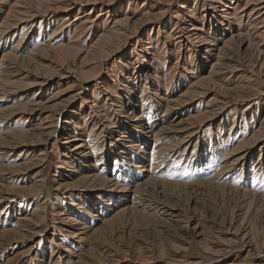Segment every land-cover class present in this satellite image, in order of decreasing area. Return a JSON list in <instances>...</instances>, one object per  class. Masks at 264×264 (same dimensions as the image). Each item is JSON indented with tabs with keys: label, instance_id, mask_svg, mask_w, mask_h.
I'll return each instance as SVG.
<instances>
[{
	"label": "bare ground",
	"instance_id": "bare-ground-1",
	"mask_svg": "<svg viewBox=\"0 0 264 264\" xmlns=\"http://www.w3.org/2000/svg\"><path fill=\"white\" fill-rule=\"evenodd\" d=\"M7 1L0 0V104L10 96H13L14 100L23 97L22 93L27 89L44 88L51 80L52 75L49 76L48 72L52 68L64 69L67 73L73 68L77 78V80L75 79L77 82H75L79 86L75 90L73 88L62 89L45 102L40 100V93L36 91L25 98L26 101L24 99L25 102L21 105L5 108H1L0 105V123L12 119V116L15 115H25V118L33 121L37 112L47 111L48 113L43 117L44 119L38 120V123H34L30 128L27 127L28 129L22 127L24 129L19 130V127L0 134V171L2 172L18 174L22 171L27 172V169L31 167V164L27 163H18L12 166L2 165L3 161L7 160L6 156L2 158L4 149L23 148L36 143L48 146L52 139L58 140V138L65 140V144L68 145L65 148L66 151L72 149L70 152L73 154L72 156L69 152L63 156V163L66 167L72 168L66 160L83 163L82 161L90 158L94 161L93 155L88 151V143L82 138L78 139L81 136L69 134L72 132L73 134L74 132L82 134V129H85L86 134L94 136L98 129L100 131L105 129L111 136L119 133V139L116 140V151H112V155L114 156L116 153V157H119L120 168L122 164L128 166L129 164L146 163L145 168H148L149 171L152 169L154 155L159 156L157 145L164 146L166 143L175 141V144L169 145L170 148L168 146L170 153L174 154L179 153L178 149L182 145L186 150V147L193 145L192 141L195 139L197 148L196 144L199 143V135L206 125L205 123L221 117L223 107L228 108L231 105L237 108L247 101L246 98L251 97L255 100L256 96L262 97L261 104L264 105V53L262 52L264 50V0H201L198 1L199 4L196 0H182L175 8L174 16H168V18H162L165 7L154 6L149 0L139 1L137 9L132 10H130V6L137 0H129L124 3L121 0H16L12 4ZM165 1L168 4L173 2V0ZM40 16L42 17L40 18ZM98 17L99 25L95 28L94 23ZM42 18H49L52 22H56L55 19H58L56 24H46V29L48 25L51 27L49 26V38L45 41H48L49 45L59 42L61 45L33 50L30 49V44L32 40L33 43L36 40L34 34L32 35L33 32L30 31L33 27L29 28V26H34L33 24ZM165 19L167 20L165 21ZM77 23L78 26H76ZM38 27L39 37L43 28L42 23ZM25 28L26 30L29 28V30L22 31ZM28 31H30L29 35L26 34L29 33ZM91 37H93V41ZM134 37L136 38L132 50L122 53L128 39ZM81 39H85L87 44H90L83 51L77 47V43H80ZM247 52L249 54H246ZM43 56L49 57L44 58ZM116 56L118 57L112 61L110 66H107L106 63ZM172 57H175V62L170 68H165V64H168ZM37 60H41V62ZM34 61H37L36 64L30 65ZM102 67L106 71V76L102 75L101 77L100 68ZM141 71L147 73L142 75ZM54 75H56V71ZM63 75L64 73L61 76L63 77ZM226 76H228L227 80L223 82ZM231 76L235 82H238L233 86L228 85L230 86L228 87L225 84L231 80ZM96 79H98V83L81 94L78 89L82 83ZM222 82L225 84L223 85ZM147 85L150 89H148V93H145L147 87L144 86ZM212 92L214 93L212 98H215L219 103L215 104V108L210 111L205 110L201 114H199L200 112L184 114L185 109H192L191 105L194 101ZM65 94L67 95L64 96ZM135 94L137 97H133ZM144 100L150 110L151 107L154 109L149 121H147L148 119L144 120L143 114L139 111L140 108L136 106ZM75 102L78 103L74 106ZM48 103L52 104L48 106ZM126 103L129 112L124 110ZM73 106L69 121L65 120L68 127L65 126L63 130L61 129L62 134L58 137L56 135L60 126L58 119L62 118V115ZM256 113L257 111H255ZM119 116H122V119L113 123ZM254 119L256 120V116ZM259 122L257 129L245 143L236 147L232 152L223 154L224 160H229V162L223 165L215 177H219L223 171L229 170L239 162L250 159L256 146L261 143L259 154L263 152L264 117ZM220 128L224 131V125H221ZM228 134L219 136L215 143H212L215 149L210 151L214 156L221 152L218 150L219 146L225 140L228 141ZM97 136L99 137V134ZM177 139L178 142H176ZM195 147L193 148L196 149ZM160 152L162 153V151ZM161 153L160 155L163 156ZM136 154L139 160L134 164L133 155ZM75 156L77 158H74ZM100 159L102 160V157ZM110 159L112 160V158ZM201 159L200 155L198 160L201 161ZM94 162V167L97 163H101L97 160ZM34 163L32 164L34 165ZM226 164L228 165L226 166ZM85 165L83 167L85 172L79 173L74 169L68 173L71 180L76 176H80V179L74 180L73 184L66 185L64 188L87 183L90 189L104 190L101 191L102 194L113 192L121 197H126L123 193H148L150 186L156 191L160 190L159 193H164L166 186H170L171 189L173 186L180 187L177 184L160 182L158 179L151 178L150 175L144 177L140 184L133 183V188L128 187L129 183L140 175L129 177L131 181L121 187V183L119 184L113 177L115 176V167L109 173L111 177L106 179L99 178V174L107 171L103 168L105 165H102L101 169L97 167L93 174L90 171V165ZM207 166L212 167V162H207ZM131 170L138 173L139 166H131ZM260 176L261 181L264 180V176ZM193 185L183 187L189 189ZM35 188V192H38L39 186L37 185ZM20 190L28 192L24 188ZM11 192V188L1 189L0 202L3 201L4 195ZM95 198L90 196L85 199L92 205L96 201ZM99 198L101 200L103 197L99 196ZM137 201L131 200L129 205L123 204L122 209L116 212L114 221L104 220L97 229L88 230L89 227L82 224H80L81 227H78L79 221L77 222L76 219H71L73 223L70 225L78 227L74 234L80 242L86 241L88 237L102 238L105 233H110L114 226L120 225L125 220L134 219L135 214L141 213L136 206L140 208L146 206ZM80 204L76 203L73 206L77 209ZM16 211L20 212V209ZM33 215L34 213L31 216ZM22 222L24 227L30 231L26 233L28 236L24 235L22 230L14 229L1 232L0 240L24 237L31 241L38 236L34 227L37 224L35 220L24 216ZM261 241L263 242V240ZM3 247L4 245L0 244V251L4 250ZM204 253L215 258L219 256L218 252L210 249H206ZM25 256L27 257L28 254L21 257ZM140 260L142 264L147 263L146 258ZM194 262L172 261L170 264H197Z\"/></svg>",
	"mask_w": 264,
	"mask_h": 264
},
{
	"label": "rangeland",
	"instance_id": "rangeland-1",
	"mask_svg": "<svg viewBox=\"0 0 264 264\" xmlns=\"http://www.w3.org/2000/svg\"><path fill=\"white\" fill-rule=\"evenodd\" d=\"M14 1L16 0H8L7 2L12 4ZM121 1L124 3L129 0ZM139 1L141 0L133 2L130 10L137 9ZM196 1L199 4L201 0ZM149 2L157 7H165L163 8L162 18H168V16H174V10L182 0H173L170 4L165 0H149ZM98 20L99 17L94 23L95 28L99 25ZM55 21L58 22V19H55ZM56 22H52L49 18H42L38 19L33 24L34 26H29V28L33 27L30 31L33 32L32 35L34 34L33 36H35L36 40L35 43L32 40L30 49H46L45 47L50 48L61 45L60 42L49 45V42L45 41L49 38L48 34L51 27L48 25L46 29V24L50 23L53 25ZM41 23L43 28L38 37V26ZM78 25L77 23L76 26ZM25 30L26 28L22 31L27 32ZM30 31L26 34L29 35ZM72 34H74V31H72ZM135 38L128 39L127 44L121 51L122 53L132 50ZM91 40L93 41V37H91ZM77 44V47H80L82 51L86 50L87 46L90 45L87 44L85 39H81L80 43ZM262 52L264 53V50ZM238 54H240V51H238ZM246 54L249 53L247 52ZM246 54L244 53V55ZM118 56L110 59V62H107L106 65L110 66L112 61ZM37 61L41 62V60ZM36 62L34 61L30 65H35ZM174 62L175 57H172L170 62L165 64V68H170ZM56 69L52 68V72H48V75L52 76L44 88L37 87L25 90L22 93L24 98L15 99H19L21 102L15 101L13 96L7 97V100L0 104L1 108L21 105L26 101L25 98H28L30 94L36 91L40 93V100L45 102L54 93L62 89L73 88L75 90L78 88L79 84L76 83L77 78L74 75L75 70L73 68L69 70V73L64 69H57L58 71ZM55 71L56 75H54ZM146 73L141 71L140 74L145 75ZM100 74L101 77L102 75L106 76V71L103 67L100 68ZM227 77L223 82L227 80ZM230 79L226 84L222 82L223 85L233 86V84L235 85L238 82H235L232 76ZM97 80L82 83L81 88L79 87L78 90L81 91V94H84V91L87 92L98 83ZM144 87H147V92L145 93H148L149 86ZM212 94L214 93H209V95L194 101L191 105L192 109H185L183 111L185 112L184 114L186 112L188 114L200 112L199 114H201L205 110L210 111L215 108L218 101L212 98ZM136 95L133 97H137ZM254 98L256 99L246 98L247 101L240 104L242 106L237 108L231 105L228 108H224L220 105L223 107L222 116L216 118L215 121L205 123L206 125L202 128L199 135V143L196 144L198 145L197 148L195 147V139L192 141L194 146L191 144L185 150L182 145L178 149L179 153L174 154L170 153L169 148L173 143L175 144V141L166 143L164 146L157 145L160 157L154 155V161L151 165L152 169L149 171L148 168H145L146 163L139 165L129 164L128 166L122 164L121 169L119 157H116V153L114 156L112 155V151H116V140L119 139V133L111 136L105 129L100 131L98 127L96 136L86 134L85 129H82V134L80 132L69 133L81 136L78 139L82 138L88 143L87 148L93 155L92 159L101 162L97 163L96 167H94L95 162L90 158L82 161L83 163L75 160L72 162L66 160L73 169L66 167L63 163V156L66 152L70 153L72 149L66 151L65 148L68 145L65 144V140H60V138L58 140L52 139L48 146L40 143L37 145L36 143L23 148L4 149L2 158L6 156L7 160L3 161L2 165L12 166L18 163H27L31 164V167L27 169V172L22 171L18 174L0 171V190L12 189V192L6 194V196L4 195L3 201L0 202V233L20 229L22 230L21 232L25 233L24 235L28 236L26 233L30 231L24 227L22 222L24 216H27L37 222L34 227L38 236L31 241L24 237L0 240V244L4 245V250L0 251V264H142L141 258L147 259L145 264H170L172 261H188L189 263L190 261H196L194 263L197 264H264V180L261 181L260 176H264V149L259 154L262 143L256 146L250 159L239 162L229 170L223 171L219 177H215V174L221 170L223 165L229 162V160H224L225 156L223 154L225 152L230 153L236 147L245 143L257 129L259 121L264 117V105L261 104L262 97L256 96ZM24 99L25 101H23ZM134 99L136 100V98ZM77 103H73L74 106ZM51 104L48 103V106ZM74 106L70 107L62 115V118L58 119V125H60L56 133L58 137L61 136L63 128L65 126L68 127L66 121L71 117L70 111H73ZM136 106L140 108L139 111L143 114L144 120L148 119L147 121H149L154 109L151 107L150 110L145 100L141 101L139 105L136 104ZM11 108L13 109V107ZM124 110L129 112L127 103ZM255 111L257 113L259 111V113L255 114ZM253 112L254 114H252ZM47 114V111L37 112L33 121L25 118V115L12 116V119L0 123V134L9 130L13 131L19 127V130L28 129ZM255 116L256 120L254 119ZM121 119L122 116H119L113 123ZM221 125H224V131L221 130ZM98 134L99 137L97 136ZM227 134L229 135L228 141L225 140L219 146L218 150L221 152L214 156L211 152L212 149H215L212 143H215L219 136ZM178 141L177 139L176 142ZM150 145L152 146L153 144ZM164 147H167L168 150ZM72 155L70 153V156ZM200 155L201 161L198 160ZM95 156L96 158H94ZM100 157H102V160ZM74 158L77 157L75 156ZM133 158L134 164L138 163V155H133ZM35 160H38V162H35ZM157 160L159 161L157 162ZM123 162L125 161L123 160ZM207 162H212L213 166L208 167ZM85 164L90 165L92 174L96 172L97 167L101 169L102 165H105L103 168L107 171L99 174V178L106 179L111 177L109 173L115 167V176L113 177L115 181L119 184L121 183V187L131 181L129 177L133 178L136 175L140 176L133 179L134 181H131L128 187L133 188L134 185L132 184L135 182L142 183L144 177H149V175L160 182L177 184L180 187L173 186L171 189L170 186H166L165 192L159 193L160 190L156 191L150 186L148 193H123L126 197H121L113 192L102 194L101 191L104 190L96 191L90 189L87 183H79L76 184V187L64 188L66 185L73 184L74 180L80 179V176H76L71 180V176L68 173H71L74 169L79 173L85 172L83 168L86 166ZM131 166H139V172H133ZM261 166L263 167L261 168ZM37 185L39 186L38 192H35V186L37 187ZM185 185L193 186L186 189L183 187ZM21 188L28 190V192L21 191ZM90 196L96 197V201L92 205L90 202H86L85 199L90 198ZM99 196L103 198L100 200ZM131 200L135 202L138 200L137 202H141L140 204L146 206L144 208L136 206L141 213L135 214L134 219L125 220L120 225L114 226L113 230L110 233H105L102 238L88 237L86 241L81 242L78 240L74 234V232H77L76 229L78 227L85 225L89 227L88 230H92L101 226L104 220L114 221L116 212L122 209L123 204L129 205ZM76 203H81L80 206H77V209L73 206ZM15 209H20V212ZM32 213H34L33 216H31ZM71 219L79 221V226L70 225L73 223ZM80 224L82 225L80 226ZM206 249L218 252V258L205 254ZM21 254H28V256L21 257Z\"/></svg>",
	"mask_w": 264,
	"mask_h": 264
}]
</instances>
